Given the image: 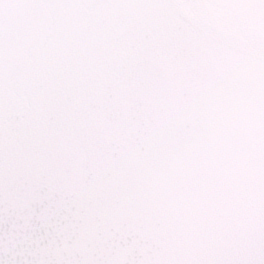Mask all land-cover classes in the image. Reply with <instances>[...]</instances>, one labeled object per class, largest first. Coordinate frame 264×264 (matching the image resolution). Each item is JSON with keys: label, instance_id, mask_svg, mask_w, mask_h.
I'll use <instances>...</instances> for the list:
<instances>
[{"label": "snow or ice", "instance_id": "snow-or-ice-1", "mask_svg": "<svg viewBox=\"0 0 264 264\" xmlns=\"http://www.w3.org/2000/svg\"><path fill=\"white\" fill-rule=\"evenodd\" d=\"M0 264H264V0H0Z\"/></svg>", "mask_w": 264, "mask_h": 264}]
</instances>
